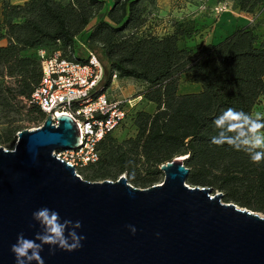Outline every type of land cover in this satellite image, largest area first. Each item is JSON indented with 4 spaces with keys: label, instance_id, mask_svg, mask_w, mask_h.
Segmentation results:
<instances>
[{
    "label": "trees",
    "instance_id": "1",
    "mask_svg": "<svg viewBox=\"0 0 264 264\" xmlns=\"http://www.w3.org/2000/svg\"><path fill=\"white\" fill-rule=\"evenodd\" d=\"M158 1L0 0V146L13 150L19 132L47 118L32 102L42 78L39 52L85 63L81 48L99 59L107 89L115 75L116 82L132 80L142 90L120 128L129 124L134 135L123 141L112 136L115 131L104 136L96 145L98 160L77 175L88 182L125 176L147 189L160 184L161 165L181 157L189 186L212 189L222 202L264 215V161L255 164L246 151L211 142L219 131L214 121L226 109L264 116L262 22L238 26L216 43L202 39L180 47L182 40L208 34L213 20H178L157 34L149 20ZM218 1L245 16L264 8V0ZM184 76L200 90L180 93ZM142 101L154 111L139 110Z\"/></svg>",
    "mask_w": 264,
    "mask_h": 264
},
{
    "label": "water",
    "instance_id": "2",
    "mask_svg": "<svg viewBox=\"0 0 264 264\" xmlns=\"http://www.w3.org/2000/svg\"><path fill=\"white\" fill-rule=\"evenodd\" d=\"M51 115L19 132L13 150L0 146V264H16L11 246L20 233L35 239L41 231L32 214L42 207L80 221L85 237L73 252L50 254L45 245L44 264H264V215L189 186L184 158L161 165L163 181L147 189L125 176L84 181L55 156L79 147L78 125L66 115L55 125Z\"/></svg>",
    "mask_w": 264,
    "mask_h": 264
},
{
    "label": "built area",
    "instance_id": "3",
    "mask_svg": "<svg viewBox=\"0 0 264 264\" xmlns=\"http://www.w3.org/2000/svg\"><path fill=\"white\" fill-rule=\"evenodd\" d=\"M39 56L42 78L39 88L32 95V102L47 116L52 113L55 125V119L61 115L70 116L77 123L81 138L79 147L55 153L57 159L73 165L77 174L78 169L98 160L97 143L122 127L127 112L136 106L140 98H113L111 89L105 87V70L92 52L86 53L85 63L63 59L59 53L48 57L40 51ZM115 83L116 76L113 75L110 84L113 86Z\"/></svg>",
    "mask_w": 264,
    "mask_h": 264
},
{
    "label": "clouds",
    "instance_id": "4",
    "mask_svg": "<svg viewBox=\"0 0 264 264\" xmlns=\"http://www.w3.org/2000/svg\"><path fill=\"white\" fill-rule=\"evenodd\" d=\"M214 124L219 130L211 142L217 146L227 143L236 150L246 151L255 164L264 161V116L255 117L233 108L226 109L218 116ZM41 231L35 234V239L25 238L23 233L17 237V242L11 246L16 264H44L40 253L44 246H49V253L55 254L57 249L73 252L80 249L85 237L77 234L76 229L81 228L80 221H61L59 213L53 209L42 207L32 214ZM135 233L136 229L131 227ZM40 241V243H36Z\"/></svg>",
    "mask_w": 264,
    "mask_h": 264
},
{
    "label": "rangeland",
    "instance_id": "5",
    "mask_svg": "<svg viewBox=\"0 0 264 264\" xmlns=\"http://www.w3.org/2000/svg\"><path fill=\"white\" fill-rule=\"evenodd\" d=\"M24 1L25 0H13L14 3H23ZM223 8H225V10ZM231 10L230 4L222 3L218 0H207L204 3H202L200 0H159L156 8L152 12L149 25L154 28V31L157 34L163 35L164 33L168 32L167 29L170 28L169 24H171V22L178 20H192L195 18H200L203 20L207 19L211 15L218 16V14H222L223 12H231ZM262 10L263 12L261 19L264 21V8ZM227 17L228 16L219 15V18L214 22V27L207 30L208 34L204 32L200 37H196L197 41L182 40L179 43V46H193L196 44V42H199L202 39H204V41L207 43H216L222 40L229 33H232L235 26L246 24V20L244 18L237 19L232 17L230 19L231 21L229 22ZM212 20L214 21V19ZM258 33L264 35V23L258 27ZM78 51L80 57H85L86 53L83 49L78 48ZM141 90L142 87L140 84H137L132 80H124L116 82L111 87L110 95L115 99L133 100L136 99ZM199 90L200 86L197 84H191L188 81V76H184L181 79V84L179 87L180 93H196ZM138 109L152 113L154 111V106L142 101L140 105H138ZM133 135L134 131L129 124H126V127L116 130L112 136L118 141H123ZM163 178L161 182L163 181Z\"/></svg>",
    "mask_w": 264,
    "mask_h": 264
},
{
    "label": "crops",
    "instance_id": "6",
    "mask_svg": "<svg viewBox=\"0 0 264 264\" xmlns=\"http://www.w3.org/2000/svg\"><path fill=\"white\" fill-rule=\"evenodd\" d=\"M12 3H13V4H21V3H14L13 0H12ZM262 12H263V10H261L260 12H257L254 16H245V15H243V14L238 13L237 11L231 10V12H223L222 14H218V16L211 15V16H209V17L206 19V21L209 23V22L212 21V19H214V21H213V27H214V22L219 18V15H220V16H221V15H224V16H228L227 19H228L229 22L231 21L230 19H231L232 17L237 18V19L244 18V19L246 20V24H244V25H237V26H235V28L238 27V26H246V25H248V24H252V23L255 24V23H257V22H262L261 24H263L264 21H262V19H261ZM212 16H213V17H212ZM229 22H227V23H229ZM213 27H212V28H213ZM235 28H234V29H235ZM233 31H234V30H233ZM257 33H258V29H257ZM229 34H231V33H229ZM229 34H228V35H229ZM258 34L264 37L263 34H260V33H258ZM226 36H227V35H226ZM226 36H225V37H226ZM225 37H224V38H225ZM218 42H219V41H218ZM0 46H4V42H0Z\"/></svg>",
    "mask_w": 264,
    "mask_h": 264
}]
</instances>
